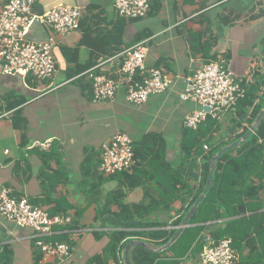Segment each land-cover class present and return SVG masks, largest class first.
<instances>
[{
  "label": "crops",
  "instance_id": "crops-1",
  "mask_svg": "<svg viewBox=\"0 0 264 264\" xmlns=\"http://www.w3.org/2000/svg\"><path fill=\"white\" fill-rule=\"evenodd\" d=\"M8 1L0 0V12ZM115 1L47 0L39 3L35 11L40 14L59 3L83 9L82 25L77 31L61 36L50 28L35 25L30 35L34 42H46L50 37H55L58 68L55 78L38 81L33 77L0 75V195L9 190L16 198L28 197L32 200L46 197L48 193L45 181L49 171L42 155L43 152H55L62 160L67 177L65 185L59 187L58 194L72 206L68 210L70 217L76 212L83 214L81 223L86 236L72 251L71 258L61 261L53 256H43L39 264H86L104 249L109 238L105 236L97 241L94 232H110L121 226L111 216L108 225H103L97 219L109 193L121 187L126 193L127 204L143 201L146 193L144 188L129 190L128 187H123L118 178L102 184L101 193L96 196L99 202H95L91 196L94 193L90 189L96 185L97 179L90 175L87 176V182L83 180V165L86 160L91 158L90 166L98 169L102 145L118 133H125L134 141L148 133H158L167 140V159L183 175L189 190L181 194L169 212L160 211L156 217L167 224V230L174 231L175 234L179 230L180 226L174 223L185 218L192 208V202L200 189L203 157L207 153L200 156L192 154L186 158L182 148L185 119L200 109L197 103L182 99V95L190 89V79L195 70L203 65L202 59L191 55L187 34L184 32L190 28L196 31L201 29L192 22L194 19L200 21L208 18L213 21L219 35V43L214 52L227 61L228 67L240 80L246 79L248 72L254 67L264 76V0H153L152 8L156 4L160 5L157 14L127 22L122 37L114 28L118 19ZM225 5L241 12L243 18L224 25L220 17L224 14ZM139 34H144L146 39L142 42H147V68L165 69L174 80L173 85L166 93L151 96L142 106L127 102L125 87H122L113 101L96 102L92 82L87 76L95 70L100 74L119 77V70L124 62L122 54L125 49L134 46L132 42ZM228 56L229 59H226ZM21 98L26 100L20 106L28 125L24 133L28 141L26 144L21 143L22 133L14 127L15 109L11 106ZM235 119L232 114L220 122L216 141L228 140L229 137L238 135L240 129ZM48 140L52 141L50 150L30 149L34 143ZM56 160L52 162L55 170L58 169ZM42 169L47 172L42 173ZM148 192L154 198L159 196L157 191ZM58 194L55 196L56 200H60ZM260 198L262 203L259 207L247 208L245 213H239L231 219L257 217L258 221H264V185L260 190ZM228 220L230 219L220 220V224L225 226L224 222ZM191 221L185 231L194 227L202 228L212 222L207 219L191 224ZM58 227H54L52 235L63 233L58 231ZM205 230L203 228L198 237L192 238L190 234L185 238V241L190 237L192 239L189 248L183 249V240L175 251L170 250L174 243L168 250L161 252L164 253L161 264H198L199 239ZM2 246L12 249V264H36L33 232L17 227L0 216V247ZM147 246L153 251L161 249L148 243ZM235 249L240 258L238 264H242L249 254V248H244L243 251ZM124 253L125 250L121 261L125 264ZM110 264L120 263L111 260Z\"/></svg>",
  "mask_w": 264,
  "mask_h": 264
},
{
  "label": "trees",
  "instance_id": "trees-1",
  "mask_svg": "<svg viewBox=\"0 0 264 264\" xmlns=\"http://www.w3.org/2000/svg\"><path fill=\"white\" fill-rule=\"evenodd\" d=\"M217 1L226 2L228 0ZM223 8L225 11L220 18L224 25L233 24L241 20L244 16L241 12L228 5H225ZM159 9L160 5L157 4L156 7H151L148 16L156 15ZM117 18L114 28L120 37L124 34L127 22L142 20L125 19L119 15ZM192 22L195 26H200L201 29L198 31L193 28L184 30L187 34L186 38L189 41L191 55L195 58L199 57V59H202L203 64L223 59L219 54L214 52L219 43V35L214 28L213 21L204 18L200 21L194 19ZM81 25L82 20L80 28ZM145 39L144 34H139L132 43L136 45ZM226 59H229V56ZM89 66H92V64H89ZM89 66L86 68H89ZM156 68L163 69L161 67ZM254 70L255 67L248 72L246 79L241 80V85L245 88V95L238 101L235 120L239 128L242 127L244 122L247 126L239 135L231 136L228 140L216 141L215 136L220 131V122L212 117H208L207 121L202 123L197 130L188 129L184 126L182 132V148L186 154V158L191 157L192 154L200 156L205 152V146L209 147V150L203 157L200 189L192 202V206L206 187L211 171V159L225 146L237 142L247 134L264 108V76L259 70H255V72ZM98 73L97 71L93 72V74ZM252 77L256 82L253 84L248 83ZM87 78L92 82L90 74ZM140 78L139 76L138 80ZM91 85L93 86V82ZM25 101V99L21 98L11 105L12 109H15L13 116L14 127L16 130L21 131V143L24 144L28 143L24 134L28 125L26 119L23 117V111L20 106ZM133 143L135 165L129 172L111 176L102 175L97 167L90 166L91 158L90 160L87 159L83 165L84 182L89 180L87 176L90 175L92 178L95 177L97 179L96 185L94 187L91 186L92 189H90L94 193L91 196L95 202H99L96 196L98 194L100 195L102 184L118 178L123 183V187H128L129 190H135L141 187L146 192L143 201L137 204L126 203V193L121 187L109 193L107 202L103 206V210L99 212L97 219L101 220L103 225H108V219L111 216L116 222L121 223V226L110 232H94L97 241L107 236L109 242L101 252L91 257L86 264H110L111 260L120 263L125 247L130 241H143L154 245L156 248H162L175 235L174 231L166 229L167 224L160 221L157 218L158 216L156 217V214L160 213V211L164 213L169 212L181 194L189 190V185L183 175L178 173L174 169V165L168 161V142L162 135L148 133L137 141L133 140ZM42 157L49 171V174H46L47 180L45 181L48 194L46 197L32 199L30 202L36 207L49 212L51 216L70 217L68 210L72 206L67 203L61 194H58L59 187L65 185L67 180L64 174L62 160L58 158L55 152H43ZM54 159H57V170L52 167ZM46 172V169H42V173ZM215 174L213 186L193 216L191 224L197 222V217L202 211H210L209 219L212 222L205 224L202 228L194 227L187 229L170 250L175 251L188 235H192L193 231L195 233L197 232L195 237H198L199 232L204 228L210 230L217 240L231 238L234 248L240 251L248 247L249 254L244 258L242 264H264V221H258L257 217L231 219L239 213H245L247 208L259 207L262 203L260 190L264 185V119L245 145L221 157L216 163ZM90 184L92 185L91 181ZM148 191H157L159 196L154 198ZM57 194L60 200L55 199ZM82 217L83 214L81 212H76L71 217L70 224L57 228L58 231H62L63 233L52 235L47 240L68 244L73 251L86 236V232L83 231L84 227L81 223ZM227 219L230 220L224 222L225 226L220 224V220ZM183 221L184 217L175 221L174 224L181 226ZM244 243L246 246H244ZM163 255L164 253L154 252L150 247L144 248L136 246L132 248L129 259L132 264H161ZM42 258V252L36 249V264H39ZM12 262V249L9 246L0 247V264H12Z\"/></svg>",
  "mask_w": 264,
  "mask_h": 264
},
{
  "label": "built area",
  "instance_id": "built-area-1",
  "mask_svg": "<svg viewBox=\"0 0 264 264\" xmlns=\"http://www.w3.org/2000/svg\"><path fill=\"white\" fill-rule=\"evenodd\" d=\"M47 0H9L0 12V75L33 77L44 81L55 78L58 68L55 56L56 40L52 36L46 42H34L30 35L35 25H41L64 36L80 29L83 9L64 3L54 4L45 13L35 11V7ZM49 1V0H48ZM153 0H116V13L125 19H145L151 10ZM147 42L138 43L123 52L124 62L119 77L105 74H93L94 100L96 102L113 101L122 87L126 90L127 102L134 106L146 104L151 96L164 94L173 85L174 80L167 71L159 68L148 69L146 57ZM141 77L138 80V77ZM252 77L248 83H255ZM245 95L241 80L228 67L224 59L203 64L195 70L190 79V89L182 95L184 101L195 102L200 109L189 114L184 122L188 129L197 130L208 117L225 120L235 115L238 101ZM204 108H209L210 113ZM244 122L240 132L246 127ZM52 141L34 143L30 149L48 151ZM133 139L118 133L102 145L99 172L105 176L129 172L135 165ZM209 150L208 146L204 148ZM0 216L17 227L29 229L35 237V248L44 257L53 256L65 261L72 256L68 244L46 240L53 234L56 226L71 223V217L51 216L49 212L36 207L28 197L16 198L9 190L0 195ZM198 264H238L239 255L231 238L217 240L206 229L200 239ZM120 264H124L120 261Z\"/></svg>",
  "mask_w": 264,
  "mask_h": 264
},
{
  "label": "water",
  "instance_id": "water-1",
  "mask_svg": "<svg viewBox=\"0 0 264 264\" xmlns=\"http://www.w3.org/2000/svg\"><path fill=\"white\" fill-rule=\"evenodd\" d=\"M204 110L208 113H210V111H211L209 108H204ZM263 119H264V108L261 111L259 117L257 118L255 124L251 126V128L247 134H245L237 142L225 146L223 149H221V151H219L216 155H214V157L210 161L211 171H210L208 181H207V184H206V187H205L203 193L200 195V197L197 199L195 204L189 210V212L186 215V217L184 218V221H183L182 225L180 226L179 230L172 237V239L168 242V244L163 246L159 251H154V252L161 253V252L168 250L182 236L185 229L189 226V223L192 220L193 216L195 215V213L197 212V210L199 209V207L203 203V201L206 199V197L208 196V194H209V192L213 186V183L215 181V176H216V174H215L216 173V163L221 159V157L224 154L245 145L246 142L249 140V138L259 128V126L263 122ZM136 246L148 248L147 243L143 242V241L132 240L129 243H127V245L125 247V253H124L125 264H132L130 262L129 256H130V252H131L132 248L136 247Z\"/></svg>",
  "mask_w": 264,
  "mask_h": 264
},
{
  "label": "rangeland",
  "instance_id": "rangeland-1",
  "mask_svg": "<svg viewBox=\"0 0 264 264\" xmlns=\"http://www.w3.org/2000/svg\"><path fill=\"white\" fill-rule=\"evenodd\" d=\"M209 213H210V211H205V212L202 211V213H200L197 217V222L209 219V217H210ZM199 234H200V232H199ZM196 235H197V232L195 233V231H193L191 236H193L192 238H194ZM191 241H192L191 237L188 241H185V239H184V243L182 244L184 250L186 249V247L189 248Z\"/></svg>",
  "mask_w": 264,
  "mask_h": 264
}]
</instances>
